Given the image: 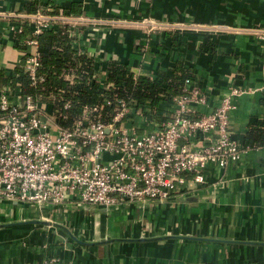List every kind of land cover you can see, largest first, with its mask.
<instances>
[{
	"label": "crops",
	"instance_id": "obj_1",
	"mask_svg": "<svg viewBox=\"0 0 264 264\" xmlns=\"http://www.w3.org/2000/svg\"><path fill=\"white\" fill-rule=\"evenodd\" d=\"M49 5L86 19L74 28L75 48L102 80L115 63L153 79L186 67L206 94L200 113L214 111L236 88L242 91L233 98L236 134L264 117V38L254 31L264 27V0H0V84L24 61L29 8ZM151 19L166 25L151 30ZM171 114L169 104L154 117ZM205 171L207 184L145 207L2 201L0 264L52 257L72 264L264 263V146Z\"/></svg>",
	"mask_w": 264,
	"mask_h": 264
},
{
	"label": "built area",
	"instance_id": "obj_2",
	"mask_svg": "<svg viewBox=\"0 0 264 264\" xmlns=\"http://www.w3.org/2000/svg\"><path fill=\"white\" fill-rule=\"evenodd\" d=\"M43 9L26 14L32 36L25 41L28 50L18 66L34 86L46 79L40 72L38 36L68 24L77 42L74 28L86 21L82 16L66 15L63 6L59 15ZM149 22L151 30L166 25L154 19ZM13 26L21 29L19 24ZM254 31L264 38V27ZM84 54L77 48V55ZM18 76L16 71L13 79ZM62 76L70 83L80 77L76 71ZM90 79L105 88L115 87L102 80L95 68ZM239 94L242 91L235 88L214 111L200 113L198 106L206 102V94L188 78L171 100L169 118L148 117L137 100L116 97L86 105L79 118L66 127L57 121L59 110H52L47 101L25 92L20 84H0V202L18 201L38 208L52 205L55 209L72 201L105 208L167 203L207 184L209 163L226 168L253 148L241 144L232 124L233 98ZM71 105L68 100L64 107ZM106 106L111 110L103 114ZM44 264L72 263L52 257Z\"/></svg>",
	"mask_w": 264,
	"mask_h": 264
},
{
	"label": "trees",
	"instance_id": "obj_3",
	"mask_svg": "<svg viewBox=\"0 0 264 264\" xmlns=\"http://www.w3.org/2000/svg\"><path fill=\"white\" fill-rule=\"evenodd\" d=\"M40 10H36L35 7L29 8L31 12L29 15ZM65 10L66 15H81L80 11ZM43 11L59 15L60 7L53 6L52 9ZM22 22L26 32L31 33L28 36L30 38L32 36L30 17L26 16ZM38 40L42 51L40 72L45 75V81L37 86L32 85L30 78L21 68L18 77L6 78L4 81L20 84L25 92L33 94L39 100L47 101L50 106L53 105L52 110H59L58 123L66 127L71 126L79 118L86 105L101 104L105 98L135 99L143 108L145 115L153 117L171 104L173 96L182 91L185 79L194 75L188 68L178 67V70L176 69L178 72L163 71L153 79L146 75H137L126 65L115 63L110 67L106 80L115 87L105 88L100 81L90 79L95 67L94 62L87 55H77L76 38L71 34L68 24L46 30L38 36ZM66 71H76L80 75L76 83H70L62 76ZM68 100L72 105L65 108L64 104ZM110 110V107L106 106L103 114ZM236 137L243 146L253 148L264 146V117L254 119L249 128L244 133L236 134Z\"/></svg>",
	"mask_w": 264,
	"mask_h": 264
},
{
	"label": "water",
	"instance_id": "obj_4",
	"mask_svg": "<svg viewBox=\"0 0 264 264\" xmlns=\"http://www.w3.org/2000/svg\"><path fill=\"white\" fill-rule=\"evenodd\" d=\"M148 204H149V203H138V204H135V205L145 207V206H147ZM85 206H86V205H85ZM86 207L93 208V207H90V206H86ZM108 209H112V208H108Z\"/></svg>",
	"mask_w": 264,
	"mask_h": 264
}]
</instances>
